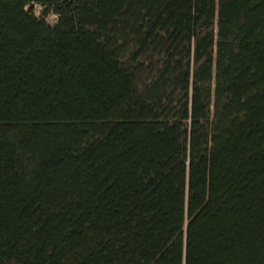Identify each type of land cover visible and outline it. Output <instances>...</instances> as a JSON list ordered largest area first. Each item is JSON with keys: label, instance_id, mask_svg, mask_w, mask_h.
I'll return each instance as SVG.
<instances>
[{"label": "trees", "instance_id": "1", "mask_svg": "<svg viewBox=\"0 0 264 264\" xmlns=\"http://www.w3.org/2000/svg\"><path fill=\"white\" fill-rule=\"evenodd\" d=\"M0 264H264V0H0Z\"/></svg>", "mask_w": 264, "mask_h": 264}, {"label": "built area", "instance_id": "2", "mask_svg": "<svg viewBox=\"0 0 264 264\" xmlns=\"http://www.w3.org/2000/svg\"><path fill=\"white\" fill-rule=\"evenodd\" d=\"M35 10L37 13L41 11V7L39 5H36ZM52 18H55V16H52Z\"/></svg>", "mask_w": 264, "mask_h": 264}]
</instances>
